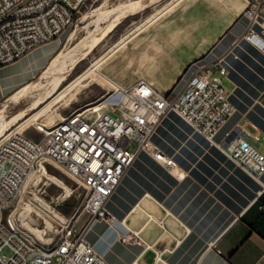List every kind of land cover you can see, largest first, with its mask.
Listing matches in <instances>:
<instances>
[{"label": "crops", "instance_id": "obj_1", "mask_svg": "<svg viewBox=\"0 0 264 264\" xmlns=\"http://www.w3.org/2000/svg\"><path fill=\"white\" fill-rule=\"evenodd\" d=\"M248 2L169 0L158 27L129 39L122 81L143 78L168 91L193 60L222 56L235 111L214 142L176 112L164 116L151 140L176 167L140 152L107 202L115 220L95 219L85 232L109 264H264V173L252 178L224 150L239 124L256 130L251 142L264 152V50L242 37ZM254 30L261 35L259 25ZM54 49L36 47L1 65L0 102L28 83ZM135 234L140 240L121 238Z\"/></svg>", "mask_w": 264, "mask_h": 264}, {"label": "built area", "instance_id": "obj_2", "mask_svg": "<svg viewBox=\"0 0 264 264\" xmlns=\"http://www.w3.org/2000/svg\"><path fill=\"white\" fill-rule=\"evenodd\" d=\"M86 0H0V66L54 40L73 22ZM264 0H249L242 37L264 50ZM259 25L260 34L254 30ZM227 68L222 56L193 60L168 91L145 79L114 85L80 112H72L50 128L36 125L40 140L19 131L0 137V264H109L85 237L95 219L115 220L107 202L140 152H149L170 169L174 160L151 140L170 111L179 114L206 139L214 142L219 128L232 116L234 105L223 85ZM234 141L224 148L232 161L260 181L264 152L251 139L259 136L236 124L227 133ZM59 166L85 189L88 219L82 228H62L59 240L44 246L22 232L11 208L40 164ZM264 209V203L260 205ZM9 211V212H8ZM122 240H140L122 235ZM9 248V256L3 253ZM156 259L163 261L157 255Z\"/></svg>", "mask_w": 264, "mask_h": 264}, {"label": "rangeland", "instance_id": "obj_3", "mask_svg": "<svg viewBox=\"0 0 264 264\" xmlns=\"http://www.w3.org/2000/svg\"><path fill=\"white\" fill-rule=\"evenodd\" d=\"M134 1L138 0H86L80 10L75 14L70 26L54 40L37 47V49H44L51 47L52 44L55 45L54 51L50 52L45 64L30 81L36 79L41 74L50 59L60 50H63L64 53L67 52L63 58V68L54 74L43 77L40 87L33 90L17 103H10L4 107L5 111L3 110L2 112L3 122L9 121L21 112L31 111L23 119H19L15 123L12 121L13 125L6 134L11 131H19L31 138L40 140L43 134L37 130L36 124H30L29 121L22 125L20 124L71 83V85L66 87L57 101L55 100L51 104L52 106L37 118V124L48 123L49 125H54L70 113L80 112L89 107L99 97L105 94L106 90L112 84L102 79L98 74L90 73L84 79L73 81L94 59L104 53L115 41L132 30L135 25L143 22L147 15L158 10L169 0H148L149 5L147 3V6L140 11L127 16L122 22L105 33L101 40L91 50L85 53L91 38L100 34L104 29L103 27L107 23H110L115 18L114 16L119 14L124 5ZM161 20L162 18L158 17L151 21L137 35H133L132 40H136V38L140 37L146 31L151 32L160 25ZM129 42L130 40L126 41L98 66L101 72L107 74L120 85L129 84L121 79V74L124 73L123 68L128 64ZM61 75H64V79L52 89V79ZM48 95L49 97H47L48 99L45 102L41 103L39 107L32 109L35 106L33 102L36 99L46 98ZM6 99L0 102V108ZM246 129L256 134V130L252 126L248 125ZM261 143L263 144V141ZM45 167L48 174L41 176V178H37L35 175L31 178L20 198L11 208L10 213H12L22 232L30 235L44 246H51L59 240L64 226L70 225L74 229L82 228L87 222L88 213L84 208V187L52 162H47ZM52 176L59 179L65 186L53 182ZM24 215L27 216V219L23 222L22 217ZM25 222H28L32 227L44 230V233L39 236L36 232L30 230L25 225ZM3 253L9 256L11 251L9 248H5Z\"/></svg>", "mask_w": 264, "mask_h": 264}, {"label": "bare ground", "instance_id": "obj_4", "mask_svg": "<svg viewBox=\"0 0 264 264\" xmlns=\"http://www.w3.org/2000/svg\"><path fill=\"white\" fill-rule=\"evenodd\" d=\"M147 3L149 5L148 0H138V1H134V2H131V3H128V4L124 5V7H122L121 11L119 10L120 11L119 14L118 15L116 14L117 16H114L115 18L110 23H107L106 26L104 25L105 26V27H103L104 29L101 28V29H103V31L100 34L95 35V36H93L91 38V40L88 43V46L86 47L87 50H86L85 53H87L89 50H91L101 40V38L105 35V33H107L112 28H114L117 24H119L120 22H122L127 16H129L131 14H135L136 12H138L141 9H143L144 7H146L147 6ZM171 3H167L164 7H162L159 10H157L156 12L147 15L146 18L143 20V22L135 25L132 30H130L128 33H126L121 38H119L117 41H115L104 53H102L100 56H98L96 59H94L89 64V66L80 75H78L77 78H75V80L73 82L88 77L90 73H95V74H98L102 79L106 80L107 82H109L111 84H114V85H117V82L114 81L107 74L101 72L98 69V66L107 57H109L114 51H116L126 41H128L135 33H137L138 31H140L141 29H143L147 24H149L151 21H153L155 18H157L161 14V12L165 8H167ZM84 18H85V16H84ZM98 32H99V30H98ZM66 53H64L63 50H60L58 53H56L55 56L52 59H50V61L47 64L46 68L41 72V74L36 79H34V80L29 81L28 83H26L24 86H22L16 92H14L12 95H10L6 99V101H4L5 103L3 102L4 104L0 108V137H2L3 135H5L6 132L11 128V126L13 125L12 121L15 123V122L19 121V119H23L28 113L31 112V111L30 112H28V111L21 112V113L15 115L13 118H11L9 121L3 122L2 112L4 110V107L6 105L10 104V103H17L19 100H21L22 98H24L25 96H27L28 94H30L33 90L38 89L40 87V85L42 84L41 83V79L43 77H47V76H49L51 74H54V73L58 72L59 70H62V68H63L62 66L64 65V64H62L63 63V58H64V56H65ZM81 56H82V54H81ZM68 69H70V68H68ZM63 79H64V75H61L59 77L53 78L52 79V82H53L52 89L55 88L57 85H59L60 84V81H62ZM71 84H69V85H71ZM68 86H66V87H68ZM66 87L64 89H62L60 92H58L53 99H51L50 101H48L38 111L34 112L29 117H27L20 125H22V124H24V123H26L28 121L30 122V124H36L37 125V122H36L37 121V118L39 116H41L45 111H47L49 109V107L52 106L51 104L55 100L57 101V99L61 96V94L63 93V91L66 89ZM47 97H49V95L46 96V98H38V99H36L33 102V105H35V106H33L32 109H35V108L39 107V105L41 103L45 102L48 99ZM43 126L45 128H50L52 125H49L47 123V124H43ZM46 174H48V171L46 170V167L44 166V164H40L38 166V169L36 170V172H35L34 175L37 178H41V176L46 175ZM44 177H46V176H44ZM52 180H53V182L58 183L61 186H65L59 179H57L54 176H52ZM28 211H29V209H28ZM26 219H27V216L24 215L22 217L23 222ZM25 225H27V227L30 230L36 232L39 236H41L44 233V230H41V229L32 227L28 222H25Z\"/></svg>", "mask_w": 264, "mask_h": 264}]
</instances>
